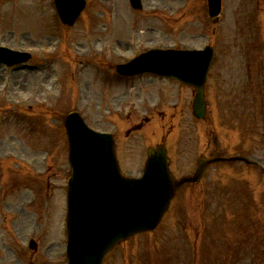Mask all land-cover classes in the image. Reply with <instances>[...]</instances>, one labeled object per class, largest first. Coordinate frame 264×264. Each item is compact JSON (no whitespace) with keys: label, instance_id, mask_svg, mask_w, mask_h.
<instances>
[{"label":"rangeland","instance_id":"374dc122","mask_svg":"<svg viewBox=\"0 0 264 264\" xmlns=\"http://www.w3.org/2000/svg\"><path fill=\"white\" fill-rule=\"evenodd\" d=\"M205 1L142 0L134 10L128 0H87L69 26L52 0H0V45L32 50L21 68L0 64V264L67 261L70 109L115 130L124 173L141 174L159 143L174 177L191 175L200 156L245 154L264 167V0H221L215 19ZM206 43L214 60L203 119L191 113L192 87L154 74L122 80L112 69L147 47ZM101 264H264V171L206 165L154 229L117 243Z\"/></svg>","mask_w":264,"mask_h":264},{"label":"water","instance_id":"95a60500","mask_svg":"<svg viewBox=\"0 0 264 264\" xmlns=\"http://www.w3.org/2000/svg\"><path fill=\"white\" fill-rule=\"evenodd\" d=\"M75 2L57 0V9L63 11L73 7ZM81 6L77 4L73 7L70 18L66 19L68 22L78 14ZM208 6L211 15L217 14L220 1L208 0ZM61 15L65 17L64 12ZM169 52L146 55L147 61L135 71L152 70L159 74L175 75L191 83L196 89L193 114L195 117L203 116L202 84L210 54L203 51H172L166 55ZM24 57L23 53L0 47L2 62L13 63ZM65 124L72 166L68 185L67 259L70 264H99L104 251L115 241L155 225L180 181H172L169 177L165 156L160 149L150 150L141 178L133 181L122 177L117 173L111 142L107 147L102 139L104 134L89 132L75 114L69 115ZM196 178L194 176L192 180ZM94 231L95 234L91 235ZM86 233L91 236L84 244L81 241ZM94 241L96 244L89 246Z\"/></svg>","mask_w":264,"mask_h":264}]
</instances>
